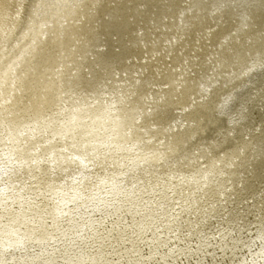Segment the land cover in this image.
<instances>
[{"label":"bare ground","instance_id":"obj_1","mask_svg":"<svg viewBox=\"0 0 264 264\" xmlns=\"http://www.w3.org/2000/svg\"><path fill=\"white\" fill-rule=\"evenodd\" d=\"M179 1L62 0L61 8L34 16L37 0H0V264H86L102 257L119 264H253L262 255L264 63L247 76L252 87H261L256 98L242 86L228 104H218L239 83V71L264 58V0H188L189 14ZM80 15L81 24L63 23ZM214 24L208 38L213 51L221 46L213 60L222 86L200 79L210 69L203 57L213 53L204 46L190 62L202 73L189 77L181 93L190 101L209 85L211 94L180 118L174 113L180 106L164 103L155 111L172 126L205 104L214 129L196 135L203 143L197 152L174 154L169 140L142 153L134 152H141L136 145L132 153L112 134L95 144H85L87 136L76 142L65 136L73 129L93 133L92 118L110 116L125 102L142 104L151 85L175 88L169 68L160 78L152 68L178 66L194 47L192 32ZM76 36L86 44L78 46ZM49 47L60 64L64 56L76 61L62 95L42 87L16 99L13 74ZM152 54L153 61L140 60ZM117 93L122 96L114 104L105 101ZM96 104L104 111L96 112L102 109ZM191 140L181 144L187 148Z\"/></svg>","mask_w":264,"mask_h":264},{"label":"rangeland","instance_id":"obj_2","mask_svg":"<svg viewBox=\"0 0 264 264\" xmlns=\"http://www.w3.org/2000/svg\"><path fill=\"white\" fill-rule=\"evenodd\" d=\"M187 1L188 0H180L178 5L179 6H183V9H185L184 11L187 14H189V9H187ZM218 12H219V9L216 8V9L211 10L210 13L211 14H216ZM182 15H183V12L182 13H178L176 15V19L178 20L179 23H180V18H181ZM75 18H77V19L79 18V19L75 20ZM75 18H74L75 21L73 19H70V20L66 19L65 21H63V23L67 26V25H70L71 23L75 24V23L79 22L78 24H81V22L83 21L82 20L83 19L82 15H80V17L77 16ZM67 20H69V22ZM216 27H217V24H214V25H212L210 27H206L201 32L199 30L192 32V34H193V39L191 40V41H193L192 42V46H194L196 48V50H194V47L190 48L192 53L189 52L185 57H182V60L180 61L178 66H176V67L175 66H171L169 62H165L163 64H160L161 66L158 67V68H152V71L154 72V75H155L156 78H160L162 73L166 71V69H163L165 66H166L165 68H167V69L169 68L170 70L166 74V77L168 76L169 78H172V80H173L172 81V85H174L175 88H171V90L164 92L168 88V86H170V84H168L167 82L151 85V87L149 88L150 92L144 97L142 104L140 103L138 106L134 107V105L131 103V101L127 102V103L125 102L122 105V107H119L117 110H115L113 113H111L110 116L92 118V121L90 122V124H92V122L94 121V122H96L95 125H98V128H99V129L97 128V130H94L93 133L83 134L82 132L85 131V130H82V132L77 133L73 129L71 131H67L69 133V135H65V136H70V138H72V140H74L75 142L78 141V140L80 141L82 138H84V136H87V138L85 140L86 141L85 144H89L88 142H90L92 144L93 143L95 144L97 141H98V143L102 142V141L104 142V140H106V138L109 137V135L112 134L113 135V139L114 138H118V141H120L118 143V145L120 143H124L126 145V147L121 149V150L125 151L128 148L129 152H132V153H133L134 147L136 145H140L141 146V148H140L141 152H139V151H134V152L135 153H142V152L150 151V150H148L149 148H151L149 146L150 143H153L152 148H156L157 149L158 147L161 146L160 143L163 145L169 140H170V142L173 145L171 150L174 152V154H177V152L180 153V152H183V151H186V152L189 151L190 152V149L193 150V152H194L195 148L196 149H200L203 146V143L199 144V142L201 140H197L198 137H196V135H199V132H201L203 129H204L203 134H205L206 132H209V131L214 129V124L212 122V119L211 118L209 119L211 114H210L209 110L207 108H205L206 107L205 104H203L201 106L198 105V109L197 110L193 111V113L190 112L191 114L189 116L185 115L187 117L183 116V118L181 120H179L180 123L178 122L177 125H172V126L171 125L168 126V124L170 122V118H168L167 116L163 117L162 114L156 113L155 111H157V110L161 111L162 109L164 110L163 105H165V104L167 106L171 105L172 107L180 106L181 108H177V109L174 110V113L178 115L177 118H180V116L183 115L187 110H189L194 103L203 101V99H207V97L211 94L210 86L209 85H204L203 86V89H204L203 90V94L201 96L197 97V98L196 97L193 98L192 97L193 95H191V100L189 101L190 98L188 99V95L181 93V90H182L183 86L186 84V82L189 80V77L193 78V76H195L197 73L199 75H201L202 69H200V66L197 65V64L194 65V66H191L190 62H194V61L198 60V58L200 57V55L198 53H201V51H202L204 46L207 47L208 49L212 48V51H213V47L209 43L210 39L208 38V36L210 37L209 34ZM195 32H197V33H195ZM234 33H235L234 31H231V35H234ZM205 38H206V40H204ZM228 38H226V39H228ZM84 39H85L84 36H82V37H77L76 36L75 37V40H76L78 46L81 45V43L82 44L83 43L86 44L87 41H85ZM201 39H202V41H201ZM170 40L173 41L174 37H171ZM195 41H196V43H195ZM205 41H206L207 45L205 44ZM221 42L225 44L227 41L225 39L224 40L222 39ZM197 43L199 44V46H198ZM185 46H187L186 43H185ZM220 47L221 46L219 44L215 47L211 57H210V54L209 55H204V57H203L204 60L203 61H204V63L206 62L205 63L206 66H207L208 63H210V64H208L207 69L210 68L211 70L210 69L208 71L205 70L206 73L203 70V73H202L203 75L200 77V79H206L207 78L206 80L215 82L214 83L215 86H222V84L219 82V78H220L221 75L218 73V68H217L218 67V62L213 60L216 57V54H217L215 50H217L218 48L220 49ZM199 48H200V50H199ZM70 49L72 50L73 46L70 47ZM184 49H186V47L181 48L180 52L181 53L184 52ZM51 51H52V48L49 47V48H46L45 52H42V51L39 52V54H36L35 56H33L31 58V60L29 62V65H27V67H25L24 69L18 70L17 72H15V74H13L11 80H14V83H13V84H15L14 85V90L16 91V93H18L17 95L19 96L16 99L24 100V98H25V100H26L28 98L27 95L28 96H32V94H35L36 90H39V88L43 89L44 87L47 90V92H51L52 89H54L56 91L55 93H53V94H55V96L58 94L59 91H60L59 95L60 96L62 95V91L64 90V86H65V82H66L65 81L66 80L65 77H67L66 72L67 73L71 72V70L74 68V65H75L76 61H75V58H74V60L71 59V61H72L71 62V61H69V58H66V56H64L63 58L65 59V61H63V63L60 64L57 61L56 55L52 54ZM61 52L63 53V51H61ZM42 53L43 54L46 53V55H47L46 60H44L42 58V55H41ZM194 53L197 54V55H195ZM75 57L77 58V56H75ZM206 57H208V59L211 62H209ZM152 58L153 59L155 58L154 54H152L150 56H148V55L144 56L140 60L142 62L148 61V60L149 61H153ZM189 59H190V61L188 63ZM36 60L40 61V63L38 64V62ZM166 61H168V56L166 58ZM57 62L59 64H56ZM70 63H71V65L72 64L73 65L71 66ZM261 63H264V58L261 60V62H257L256 64L255 63L252 64L251 65L252 67L248 66L247 67L248 69L244 68L243 70L239 71V78H238L239 79V83L238 84L237 83L236 84H232V86H230L228 88L229 93L227 95H225L224 98H223L224 100L222 99V101L218 104L219 107L222 106V105L228 104L230 102V100L232 99L233 94L238 92L241 89L242 86H245L247 88L249 87V90H250L249 92H250V97L251 98L252 97L256 98L258 96L257 95L259 93L258 90H260L261 87H252L251 86V82H250V80H249V78L247 76L251 72H253L256 69H258L259 68L258 65L260 66ZM181 64L183 65V68H182ZM70 67H72V68H70ZM52 72H54L55 74L52 73ZM173 72L175 74H173ZM227 73L231 74L230 72H225L224 74H227ZM138 74L141 75L142 73H140V71L138 70V72L134 73V76L137 78ZM212 74H213V76H212ZM211 76L213 78H215V79H213ZM262 79L263 80L261 82V85L262 84L264 85V75H263ZM18 85H19V87H17ZM29 85H30V87H29ZM32 86H33V88H32ZM144 91L142 92V94L144 93ZM152 91L154 93H152ZM121 92H123V91H121ZM150 93H152V94H150ZM180 93H181V95H180ZM120 95H121L120 93L119 94L117 93L116 97L114 95V97H112L109 100H105V101L114 104L115 101L118 99L117 97H119ZM184 95H185V97H184ZM161 99H162V102H161ZM51 100H52V101H50L51 105H52L51 108L55 109L56 108V104L53 103V95H52V99ZM158 101H160V102H158ZM43 103H44V101H43ZM260 104H261V101H260V99H258V101H257L258 109H260V108L262 109V105H260ZM96 105H98V104H96ZM98 106H100V105H98ZM109 107H112V106H109ZM100 108H102V107L100 106ZM137 110H138V113H140V114L136 118L134 113ZM102 111H104L103 108L96 110V112H99V113H101ZM203 111H205V113L208 112L209 114H205ZM243 111H246V108H243ZM140 116H142V117L140 118ZM184 118H185V120H184ZM262 122L264 123V118H263ZM88 124H89V121H88ZM68 125H70V123L66 122L65 126H63V127L67 126L68 128H70V126H68ZM150 126H152V127H150ZM162 127H165L167 132L168 131L169 132L172 131L173 134H170L169 136L166 135L165 133H163V128ZM186 127L188 128V131H186ZM257 128H258V126H254L253 127V131L256 132ZM102 129L105 130V131L108 130L109 132H107V133H109V134L105 135L104 131ZM145 129H148L147 132H145L146 131ZM182 129H184V130H182ZM64 130H65V128H64ZM87 130H89V129H87ZM125 131L126 132L128 131V132L126 133ZM114 132H115V134H114ZM175 132H177V133H175ZM81 134H83V135L80 136ZM214 136L216 137V135H214ZM90 137H93L92 141H94V142H91L90 140H88ZM189 138L192 139V140L190 142H188V145H187V148H186L185 147L186 144L182 145L181 142H184V141H186V139H189ZM162 140H164V141H162ZM127 142H132V143H136V144H133L132 146H129L127 144ZM120 145H122V144H120ZM195 152H197V151H195ZM123 153H126V152H123ZM61 163H62V165L65 164L64 162H61ZM62 165L58 164V166H60V167ZM3 252H0V254H2ZM1 257L2 256L0 255V258ZM104 258L105 257L100 258L99 262L98 261H94L93 262V261L90 260L91 262L88 261V262H86V264H106V263L107 264H116L117 263L116 259H111V260H113V261H111V260H109L107 258H105V259ZM59 262H61V261H58L57 263H59ZM17 263H19V262H17ZM13 264H16V263H13ZM73 264H76V263L73 262ZM78 264H85V263L84 262H79ZM117 264H119V263H117ZM253 264H264V256L260 255L256 259V261L253 262Z\"/></svg>","mask_w":264,"mask_h":264},{"label":"snow or ice","instance_id":"obj_3","mask_svg":"<svg viewBox=\"0 0 264 264\" xmlns=\"http://www.w3.org/2000/svg\"><path fill=\"white\" fill-rule=\"evenodd\" d=\"M63 6L62 0H37L32 4L31 14L39 15L42 9H59ZM46 26V25H44ZM142 115V114H141ZM262 228H264V218H262ZM262 256H264V233H262Z\"/></svg>","mask_w":264,"mask_h":264}]
</instances>
